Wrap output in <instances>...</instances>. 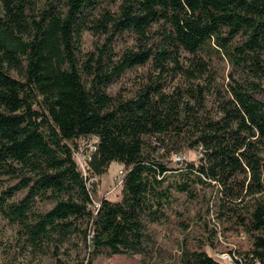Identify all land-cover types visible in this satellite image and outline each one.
Wrapping results in <instances>:
<instances>
[{
  "label": "trees",
  "instance_id": "16d2710c",
  "mask_svg": "<svg viewBox=\"0 0 264 264\" xmlns=\"http://www.w3.org/2000/svg\"><path fill=\"white\" fill-rule=\"evenodd\" d=\"M112 1L0 0V214L54 264H67L65 243L84 250L80 264H149L160 251L150 224L183 216L175 193L212 187L222 233L248 239L227 249L233 262L264 264V0ZM86 31L98 41L82 53ZM122 38L134 43L119 51ZM138 67L130 96L108 91ZM201 147L198 161L169 165ZM113 161L126 171L121 199L96 206ZM211 234L185 235L174 264H226L206 250Z\"/></svg>",
  "mask_w": 264,
  "mask_h": 264
},
{
  "label": "rangeland",
  "instance_id": "374dc122",
  "mask_svg": "<svg viewBox=\"0 0 264 264\" xmlns=\"http://www.w3.org/2000/svg\"><path fill=\"white\" fill-rule=\"evenodd\" d=\"M120 0H113L112 9ZM101 38L99 41H102ZM98 38L86 31L81 39L80 48L82 53L92 50ZM133 39L122 38L118 40L117 49L119 51L133 44ZM228 69V68H227ZM146 68L138 67L136 69H128L118 80L111 84L108 91L113 94H124L130 96L132 90L139 86ZM190 161H198V153L195 148H187L183 150ZM79 166L85 171V161L82 158L76 159ZM171 167L178 164L170 162ZM124 165L118 161H113L108 170L98 179L94 201L99 202L100 198L107 197L112 201L121 199V185L116 182V176L119 171L123 170ZM178 197L176 208L183 216L173 215L170 221L163 224L153 223L150 228L155 233L160 251L150 261L149 264H174V259L180 253V246L185 235L192 243H196L200 239H206L213 236L212 230H217V238L214 237L216 247L210 244L206 245V250L226 264H235L223 256L222 252L227 249L248 246V239L244 234H236L235 232L222 233V220L219 217V205L216 190L212 187H203L200 190L198 199L190 200L185 193H175ZM50 205H47L49 207ZM181 219H185L189 224L187 231H184L179 224ZM61 256L66 260L67 264H80L84 250L68 243L60 247ZM141 255L126 256L116 254L113 256L98 255L92 264H141ZM0 264H54L53 258L43 251H34L27 246L24 239L18 240L16 228L5 220L0 214Z\"/></svg>",
  "mask_w": 264,
  "mask_h": 264
},
{
  "label": "built area",
  "instance_id": "2783aa9c",
  "mask_svg": "<svg viewBox=\"0 0 264 264\" xmlns=\"http://www.w3.org/2000/svg\"><path fill=\"white\" fill-rule=\"evenodd\" d=\"M88 147L90 148V150L96 149V146L93 144V142H90L88 144ZM196 151L198 153V157L202 158L203 156L202 147L200 149H197ZM75 157L76 159L82 158L84 161H86L87 159L91 158L90 151L86 149L84 144H80L76 150ZM170 160L171 162L178 164V166H181L184 163V161L187 160V155L184 152L172 153L170 155ZM125 173L126 171L125 169H123V170H120L119 175L116 176V182L118 185H122V181H123ZM94 180H97V178H95ZM95 203H96V206H99V202H95ZM234 255L235 253L226 251V252H222L220 256L228 258V260L233 262Z\"/></svg>",
  "mask_w": 264,
  "mask_h": 264
}]
</instances>
